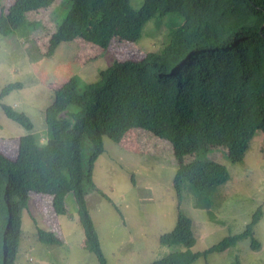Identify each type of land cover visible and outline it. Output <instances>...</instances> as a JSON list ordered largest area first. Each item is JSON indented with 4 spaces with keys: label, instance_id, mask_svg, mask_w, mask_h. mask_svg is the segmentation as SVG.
Listing matches in <instances>:
<instances>
[{
    "label": "trees",
    "instance_id": "1",
    "mask_svg": "<svg viewBox=\"0 0 264 264\" xmlns=\"http://www.w3.org/2000/svg\"><path fill=\"white\" fill-rule=\"evenodd\" d=\"M56 1L11 0L7 5L0 0V34L10 35L28 11ZM137 1L140 6L134 8L131 0H70L66 15L44 39L43 54L49 57L61 42L75 39L105 50L114 42H137L151 19L177 18L168 23L166 43L159 51L115 60L82 90L74 75L58 86L44 112V143H39V135H28L18 137L15 157L0 151V264H16L22 210L31 192L49 195L53 211L61 215L69 213L71 196L86 249L104 264L85 198V184L99 191L91 172L103 151V136L118 142L130 130L142 129L166 141L178 192L184 181L198 191H211L228 180L226 166L208 157L211 151L239 162L257 133L264 139V0ZM10 89L4 88L0 97ZM1 108L8 118L33 130L27 114L5 104ZM84 138L91 146L86 167ZM260 216L259 207L242 232L192 252L191 220L178 213L160 241L182 249L149 264H190L243 238L258 249L253 228ZM37 229L41 242L58 243L57 233Z\"/></svg>",
    "mask_w": 264,
    "mask_h": 264
},
{
    "label": "rangeland",
    "instance_id": "2",
    "mask_svg": "<svg viewBox=\"0 0 264 264\" xmlns=\"http://www.w3.org/2000/svg\"><path fill=\"white\" fill-rule=\"evenodd\" d=\"M131 2L134 8L140 6V1ZM69 5L70 0H57L30 10L19 29L7 36L0 34V93L11 87L0 97V151L8 157L16 156L18 137L39 135V143H44V112L58 86L74 75L82 90L115 60L159 51L166 43L168 23L177 19L170 15L158 22L149 20L137 42H114L102 50L75 39L61 42L50 57L46 56L44 39L55 30L54 24L66 15ZM44 22L47 24L43 28ZM1 104L27 114L33 130L8 118ZM256 135L242 161L232 163L217 149L208 154L226 166L229 176L225 183L211 191H198L184 181L180 192L173 185L176 166L166 141L142 129L130 130L118 142L103 136V151L91 172L99 191L89 190L85 184V198L104 264H149L182 249L160 241V235L173 228L178 213L191 220L195 243L190 250L200 252L242 232L259 207L261 216L253 228V236L260 243L258 249L251 247L250 238H243L224 251L201 255L190 264H264V139L262 134ZM90 152L89 140L84 138L85 167ZM73 203L69 196V213L56 214L49 195L30 193L28 206L22 210L16 264H100L86 249ZM37 227L57 233L58 243L41 242Z\"/></svg>",
    "mask_w": 264,
    "mask_h": 264
}]
</instances>
